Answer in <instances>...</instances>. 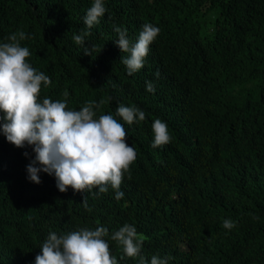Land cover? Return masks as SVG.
Here are the masks:
<instances>
[{
  "label": "trees",
  "instance_id": "16d2710c",
  "mask_svg": "<svg viewBox=\"0 0 264 264\" xmlns=\"http://www.w3.org/2000/svg\"><path fill=\"white\" fill-rule=\"evenodd\" d=\"M103 2L106 13L87 29L94 0H0V43L26 33L27 61L52 81L40 100L67 99L73 110L103 100L96 118L112 114L137 153L122 199L110 185L99 194L60 192L54 175L28 179L32 146L18 148L0 130V264H35L50 232L99 226L118 264H140V256L150 264L153 255L168 264H264V0ZM145 23L160 32L144 67L129 75L115 28L134 43ZM84 31L78 45L73 37ZM120 104L146 119L127 124L116 115ZM157 118L171 142L154 148ZM225 219L236 226L224 228ZM125 224L144 237L140 256L111 239Z\"/></svg>",
  "mask_w": 264,
  "mask_h": 264
},
{
  "label": "clouds",
  "instance_id": "9594fccd",
  "mask_svg": "<svg viewBox=\"0 0 264 264\" xmlns=\"http://www.w3.org/2000/svg\"><path fill=\"white\" fill-rule=\"evenodd\" d=\"M106 11L103 0H94L83 18L87 29L99 24ZM115 31L119 36L115 43L121 52L128 53L121 57V62L132 75L144 67L150 45L160 29L145 23L134 43L128 38L126 29L116 27ZM88 35L90 32L84 31L74 35L73 39L78 45H85ZM27 38L21 31L10 35V42L0 43V121H3L0 130L16 147L32 146L35 156L27 165L28 179L39 184L41 171L54 175L60 192H66L69 187L76 192L98 187L99 194L106 193L110 185L115 190V198L122 199L124 192L119 189L124 174L137 158L134 147L127 143L124 125L112 114H101L96 118L94 108L99 109L103 100L99 103L89 101L79 110L69 109L67 99L53 101L45 97L41 101L42 84L48 86L52 81L27 61L30 50L20 43ZM83 50L84 54L92 55L95 46ZM146 90L155 92V87L147 82ZM68 95L65 91L64 97ZM116 115L129 125L146 119L145 112L138 107L123 104L117 107ZM152 131V147L171 142L167 122L155 119ZM82 203L88 208L86 196ZM222 226L230 230L236 224L225 219ZM107 235L108 229L103 226L95 230L81 228L62 235L50 232L40 246L35 264H118L104 239ZM111 239L123 246L126 256H140L144 237L135 226L123 225ZM168 259L153 255L150 264H168ZM140 264H145L142 256Z\"/></svg>",
  "mask_w": 264,
  "mask_h": 264
}]
</instances>
